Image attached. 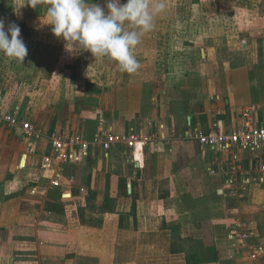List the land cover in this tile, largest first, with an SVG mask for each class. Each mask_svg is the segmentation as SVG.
Masks as SVG:
<instances>
[{"label":"crops","instance_id":"0c3cea01","mask_svg":"<svg viewBox=\"0 0 264 264\" xmlns=\"http://www.w3.org/2000/svg\"><path fill=\"white\" fill-rule=\"evenodd\" d=\"M165 2L134 49L137 72L113 62L102 92L26 108L2 106L0 93V264H264L230 237L240 217L264 250V185L229 195L225 177L210 173L226 154L190 137L220 120L232 128L248 108L264 124V0ZM16 107L44 134L33 145L2 121ZM131 129L150 140L134 158L93 144ZM56 134L91 143L87 156L56 162ZM231 153L246 171L257 164L249 152ZM209 248L217 262H190Z\"/></svg>","mask_w":264,"mask_h":264},{"label":"rangeland","instance_id":"374dc122","mask_svg":"<svg viewBox=\"0 0 264 264\" xmlns=\"http://www.w3.org/2000/svg\"><path fill=\"white\" fill-rule=\"evenodd\" d=\"M98 1L103 6L105 0ZM14 3L0 6V19L5 28L13 22L19 25L28 55L20 63L0 53L2 106H58L60 100L72 106L76 98L110 87L113 62L95 59L89 52L75 56L67 53L63 42L52 34V26L44 24L46 3L36 8L30 7L28 0Z\"/></svg>","mask_w":264,"mask_h":264},{"label":"clouds","instance_id":"9594fccd","mask_svg":"<svg viewBox=\"0 0 264 264\" xmlns=\"http://www.w3.org/2000/svg\"><path fill=\"white\" fill-rule=\"evenodd\" d=\"M46 3V25L63 42L70 55L89 52L97 58L115 62L122 73L134 74L140 63L134 49L151 32L155 18L166 10L165 0H28L36 8ZM179 23V21L177 22ZM0 53L23 63L28 48L19 25L0 19Z\"/></svg>","mask_w":264,"mask_h":264},{"label":"built area","instance_id":"2783aa9c","mask_svg":"<svg viewBox=\"0 0 264 264\" xmlns=\"http://www.w3.org/2000/svg\"><path fill=\"white\" fill-rule=\"evenodd\" d=\"M254 111V108L243 110L241 121L236 122L232 128L227 127L225 122L220 120L210 133L199 130L190 135L203 148L210 149L217 154H226V159L219 165L212 167L210 173L225 177L229 186V195L236 198H244L246 196L245 190L253 184L264 185V160H262L264 156V124H257L253 118ZM2 121L10 128H20L30 141V145L35 144L36 141L44 137L43 132L35 128L26 115L22 114L21 107H16L8 112L2 118ZM149 142V137L135 129H131L128 132H103L93 144L103 147L106 151L114 145L123 146L131 151L134 158L136 153L145 150ZM90 146L91 143L78 135L56 134L52 136V151L54 160L58 163L75 161L78 159L79 153L87 156ZM235 148L251 153L257 164L253 162L250 170L246 171L243 160L231 153ZM59 172H61V169H58ZM53 186L59 187L60 182L54 181ZM230 237L239 252L250 251L249 255L253 261L263 257V248L253 243L256 238L253 224H249L240 217L236 218L230 231Z\"/></svg>","mask_w":264,"mask_h":264},{"label":"trees","instance_id":"16d2710c","mask_svg":"<svg viewBox=\"0 0 264 264\" xmlns=\"http://www.w3.org/2000/svg\"><path fill=\"white\" fill-rule=\"evenodd\" d=\"M194 252L196 253V255L198 254V251L197 250H194ZM191 257H192V259H190V262H193L194 261V263H202L206 259H209V260H212V261H215V262H217V260H218L217 257H216L215 249L214 248L205 249V252H203L202 254H200V256H199V258L201 257L200 259H197L196 258L197 256L196 257L193 256V253H192Z\"/></svg>","mask_w":264,"mask_h":264},{"label":"water","instance_id":"95a60500","mask_svg":"<svg viewBox=\"0 0 264 264\" xmlns=\"http://www.w3.org/2000/svg\"><path fill=\"white\" fill-rule=\"evenodd\" d=\"M24 158H25V156H24ZM24 163V159H23V161H22V164ZM130 188H131V186H130ZM131 192V191H130Z\"/></svg>","mask_w":264,"mask_h":264}]
</instances>
